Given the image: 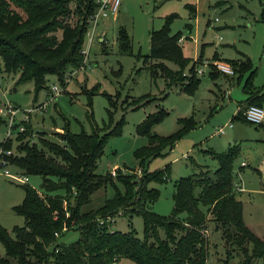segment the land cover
I'll return each mask as SVG.
<instances>
[{"label": "trees", "instance_id": "trees-1", "mask_svg": "<svg viewBox=\"0 0 264 264\" xmlns=\"http://www.w3.org/2000/svg\"><path fill=\"white\" fill-rule=\"evenodd\" d=\"M96 7V0H0V72H18L16 82L32 80L34 96L46 86L48 74L56 75L63 84L64 70L82 63L87 18ZM173 17V14L165 16L159 28L149 31L150 47L144 61L150 60L147 67L153 76L160 71L170 82L186 78L182 89L191 93L199 77L195 62L187 75L181 73L190 59L179 42L181 33H171ZM117 43L122 53H131V37L123 25L118 28ZM165 60L176 63L178 68L169 67ZM227 61L238 76L249 72L243 102L264 106V86H252L256 69L250 58ZM210 75L216 74L211 71ZM240 108L236 116L250 123ZM166 112L159 108L137 124V132L148 138L146 144L133 150L140 165L145 166L149 159L172 149L181 134L196 124L181 117L183 124L175 132L169 135L151 132ZM2 123L4 118L0 116ZM119 131V125L112 130ZM58 134L63 143L39 136L38 142L27 140L20 144L23 154L12 157V162L24 173L39 174L41 181L40 189L24 182L23 199L12 206L23 216V224H15L9 230L0 223V242L5 250L0 254V264H116L120 257L130 258L136 264H209L205 236L209 222L221 230L226 243H232L242 253V260L236 264H251L255 257L264 258V239L244 223L243 201L234 189L237 175L234 160L241 152L239 142L230 143L220 152L211 150L217 159L214 169L197 164L198 170L178 177L173 210L162 215L150 207L159 190L149 183L166 180L169 165L155 170L145 168L141 176L117 171L114 178L110 173L96 172L108 132L101 133L97 128L91 132L72 131L65 122L63 132ZM23 136L24 132H20L17 139L23 141ZM2 144L11 147L12 139ZM108 185L114 190L111 196L94 208L83 209L97 188ZM120 210L142 216L143 237L134 228L110 227L109 217ZM182 212L184 216L180 215ZM99 217L105 218L102 223L98 222ZM70 228L78 231V237L59 241L58 237ZM223 264H228L227 258Z\"/></svg>", "mask_w": 264, "mask_h": 264}, {"label": "rangeland", "instance_id": "rangeland-1", "mask_svg": "<svg viewBox=\"0 0 264 264\" xmlns=\"http://www.w3.org/2000/svg\"><path fill=\"white\" fill-rule=\"evenodd\" d=\"M170 14L174 15L170 23L171 33H181L183 40L179 42L183 53L190 59L182 75L189 73L193 62L195 71L198 67L203 69L197 73L199 83L191 93L182 89L186 78L170 82L160 71L153 76L147 67L150 60L144 61V54L150 47L149 31L159 28L165 16ZM187 22L191 24L190 30ZM121 25L126 27L131 37V53L119 50L117 32ZM84 42L87 45V37ZM83 55L78 67L64 70L63 84L56 75L48 74L46 86L36 96L32 80L16 82L18 72H0V104L11 102L20 110L32 108L28 120L22 122L30 125L24 131V140L17 139L18 133L10 138L14 154H23L19 145L27 140L38 142L39 136L63 143L58 133L63 132L65 122L72 131L91 132L97 128L101 133L108 132L96 172L110 173L114 178L117 171L129 176H141L145 168L155 170L169 165L166 180L149 183L159 190L157 199L150 204L151 209L169 215L173 210L175 180L198 170L197 164L214 169L217 159L211 150L223 151L230 143L237 141L241 152L234 160L237 174L234 189L243 201L244 223L264 239V182L259 175L260 170L255 167L256 171L250 161L241 168L240 176L237 170L240 160H246L247 152L256 150L257 144L264 140V127L236 116L240 106L241 114H244L249 105L247 101L243 102L247 97L244 84L249 72L238 76L227 61L249 57L252 67L256 69L252 86H264V0H121L116 16L102 19L95 26L89 49ZM165 62L173 69L178 68L172 61ZM218 62L228 64L233 72L220 70ZM211 71L216 75L211 76ZM53 84L58 86L57 93L51 90ZM159 108L167 112L152 126L151 132L169 135L183 124L181 117L191 119L196 124L181 134L172 149L167 148L161 155L146 161L145 166L140 165L133 156V150L146 144L148 138L137 132V124ZM230 120L231 126L217 132L220 125H226ZM5 122L4 119L0 125V143L6 135ZM116 125L120 126L119 133L112 132ZM14 166H11L12 171H22ZM28 178L27 183L40 189L39 174H28ZM23 184L0 174V223L9 230L24 221L23 216L12 209L23 199ZM113 192L110 185L100 186L83 209L96 207ZM180 215L184 216L185 212ZM104 219L99 217L98 222L102 223ZM109 219L112 229L134 228L136 234L143 237V218L140 214L129 215L120 210ZM207 229L205 236L209 264H223L226 258L228 264L242 260V253L232 243H226L225 236L221 230L213 227V222L208 223ZM78 235L76 229L70 228L58 240L68 242ZM4 252L0 242V254ZM116 264L136 263L130 258L120 257ZM251 264H264V258L255 257Z\"/></svg>", "mask_w": 264, "mask_h": 264}, {"label": "built area", "instance_id": "built-area-1", "mask_svg": "<svg viewBox=\"0 0 264 264\" xmlns=\"http://www.w3.org/2000/svg\"><path fill=\"white\" fill-rule=\"evenodd\" d=\"M97 7L93 13L89 16L88 26L86 28L85 38L87 37V45L84 42V46L81 48L82 53H87L89 49V45L94 36V28L102 19H108L111 17L116 16L117 11L119 9V5L121 0H96ZM183 37H179V40H182ZM217 66L220 70L226 73H232L231 67L224 63L218 62ZM203 71L202 67H198L196 69L197 73H201ZM51 90L54 93L58 92V86L53 84L51 86ZM20 107L12 104L11 102H2L0 104V115L6 120V135L3 141L12 138L16 133L24 132L27 129V126L23 124V121L28 120L29 112L32 108H26L24 110H20ZM20 114L19 119L17 115ZM244 116L247 121L252 124L259 125L264 122V106L260 104H249L245 111ZM20 122L18 125L17 123ZM232 122L229 121L226 125H220L217 129V132H223L226 126H231ZM14 151L12 147H7L0 143V174H4L9 176L15 180L21 182L28 181V174L24 173L23 171L17 172L12 171L11 166H14L12 162V157L14 156ZM245 162L242 161L241 164ZM18 169V168H17ZM58 235V232H55Z\"/></svg>", "mask_w": 264, "mask_h": 264}, {"label": "crops", "instance_id": "crops-1", "mask_svg": "<svg viewBox=\"0 0 264 264\" xmlns=\"http://www.w3.org/2000/svg\"><path fill=\"white\" fill-rule=\"evenodd\" d=\"M187 23H189V25H186V26L190 30L191 24H190V22H187ZM181 37H183V36H181ZM202 46L204 47V44ZM259 125L264 127V122L259 124ZM247 153L248 154L246 155V157H247L246 160H244V159L240 160L238 168L236 167L238 170V176H240V170H242L241 168L246 166L250 161V162H252V165L254 168L256 167L260 170L259 175H261V178L263 179L262 181L264 182V140L257 144L256 150L252 149V150H250V152H247ZM242 161H244L245 164L241 165ZM14 168H15V166H14ZM237 182H238V185H241V182L240 183H239V181H237ZM263 188H264V185H263Z\"/></svg>", "mask_w": 264, "mask_h": 264}]
</instances>
